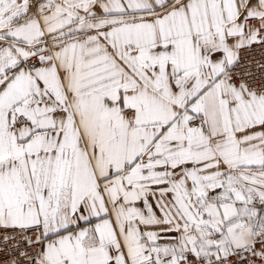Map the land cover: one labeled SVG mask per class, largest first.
Returning a JSON list of instances; mask_svg holds the SVG:
<instances>
[{
    "label": "snow or ice",
    "instance_id": "6c2138e0",
    "mask_svg": "<svg viewBox=\"0 0 264 264\" xmlns=\"http://www.w3.org/2000/svg\"><path fill=\"white\" fill-rule=\"evenodd\" d=\"M0 264H264V0H0Z\"/></svg>",
    "mask_w": 264,
    "mask_h": 264
}]
</instances>
